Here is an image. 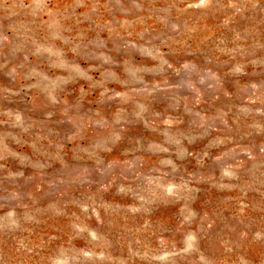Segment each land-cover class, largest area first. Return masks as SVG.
<instances>
[{"label": "rangeland", "instance_id": "374dc122", "mask_svg": "<svg viewBox=\"0 0 264 264\" xmlns=\"http://www.w3.org/2000/svg\"><path fill=\"white\" fill-rule=\"evenodd\" d=\"M0 264H264V0H0Z\"/></svg>", "mask_w": 264, "mask_h": 264}]
</instances>
